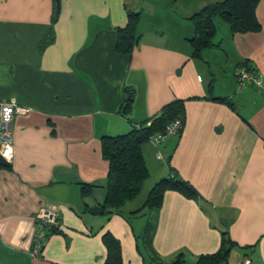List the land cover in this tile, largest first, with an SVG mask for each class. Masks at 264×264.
I'll list each match as a JSON object with an SVG mask.
<instances>
[{
  "label": "crops",
  "instance_id": "0c3cea01",
  "mask_svg": "<svg viewBox=\"0 0 264 264\" xmlns=\"http://www.w3.org/2000/svg\"><path fill=\"white\" fill-rule=\"evenodd\" d=\"M211 2L0 0V99L27 109L13 119L12 158L0 157V264H104L106 233L122 264L178 256L194 264L220 249L222 232L235 243L226 264H240L244 246L254 248L249 264H264V95L236 78L243 59L264 76V0L258 31L232 35L225 23L217 45L195 58L189 17ZM128 10L140 13L138 36L122 54L117 30ZM126 87L134 99L124 114ZM175 100L184 107L181 131L141 146L143 198L99 213L102 137ZM172 174L194 196L166 187L160 206H144ZM51 206L60 223L33 254L36 214Z\"/></svg>",
  "mask_w": 264,
  "mask_h": 264
},
{
  "label": "trees",
  "instance_id": "16d2710c",
  "mask_svg": "<svg viewBox=\"0 0 264 264\" xmlns=\"http://www.w3.org/2000/svg\"><path fill=\"white\" fill-rule=\"evenodd\" d=\"M260 0H216L201 7L194 12L189 19L193 25V35L188 39L192 54L195 58H201L203 50L217 45L214 42L216 33L215 19L220 18L227 24L229 32L233 34L256 32L261 24L256 16V6ZM140 13L127 11V23L125 27L118 28V41L116 51L129 54L134 47L137 34L136 27ZM47 39V37H46ZM45 44V39H44ZM239 65H244L252 71H256L249 61L243 59ZM134 99V91L125 88L123 113L127 114ZM184 107L180 100H175L161 109V111L149 118V120L133 125L126 133L115 136L102 137L101 154L108 162L106 195L99 213L111 212L121 208L128 200L134 198L142 189L144 181L148 177V170L141 152V146L148 141L153 133L162 132L165 126L175 118L182 119ZM183 123V121H182ZM181 131V130H180ZM172 174L168 178L159 180L150 190L145 206L150 209L161 205L162 196L166 187L175 188L188 196H194V190L187 183L176 180ZM106 209H109L105 211ZM54 230L50 228L48 234ZM47 234V235H48ZM220 249L211 254L200 255L194 264H226L235 243L228 237L227 232H222ZM103 241L107 249L104 264H122L120 246L118 241L109 233L103 235ZM244 257L253 252V246L241 247ZM249 258V257H248ZM183 259L178 256L169 263L156 264H182Z\"/></svg>",
  "mask_w": 264,
  "mask_h": 264
},
{
  "label": "built area",
  "instance_id": "2783aa9c",
  "mask_svg": "<svg viewBox=\"0 0 264 264\" xmlns=\"http://www.w3.org/2000/svg\"><path fill=\"white\" fill-rule=\"evenodd\" d=\"M236 78L240 87L252 86L260 94L264 95V76L257 71H252L244 65H239L236 70ZM26 110L13 97L8 100L0 99V157L5 160H10L13 155V119L16 115L24 114ZM182 126V120L175 118L165 126L162 132L153 133L148 140L158 144L170 136L179 133ZM59 223V213L55 207H44L38 211L36 214V232L33 239V254H38L41 251L48 230L58 226ZM249 263L250 259L248 257H243L240 260V264Z\"/></svg>",
  "mask_w": 264,
  "mask_h": 264
},
{
  "label": "rangeland",
  "instance_id": "374dc122",
  "mask_svg": "<svg viewBox=\"0 0 264 264\" xmlns=\"http://www.w3.org/2000/svg\"><path fill=\"white\" fill-rule=\"evenodd\" d=\"M189 1H191V3H195L197 0H185V2H189ZM208 1V0H207ZM210 2L212 1V0H209ZM165 7H167L166 5H165ZM215 24H216V32H217V35H216V38H214V41L215 42H217L219 39H220V37H221V34H222V32H223V30L224 29H227V26H226V24L224 23V22H222V20L220 19V18H216L215 19ZM255 89V88H254ZM255 92L256 93H260L257 89H255ZM146 181V180H145ZM156 184V183H155ZM154 184V185H155ZM153 185V186H154ZM141 191V190H140ZM141 195V196H140ZM137 197V198H136ZM143 198V196H142V193L140 194V192L134 197V198H132V199H130V200H128V201H135L134 199H137V201H139V199H142ZM127 201V202H128ZM145 206V205H144ZM142 209V208H141ZM140 209V210H141ZM232 259V257H231V255H230V259H229V261Z\"/></svg>",
  "mask_w": 264,
  "mask_h": 264
}]
</instances>
